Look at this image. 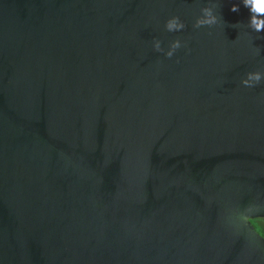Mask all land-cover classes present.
I'll list each match as a JSON object with an SVG mask.
<instances>
[{
    "label": "water",
    "instance_id": "1",
    "mask_svg": "<svg viewBox=\"0 0 264 264\" xmlns=\"http://www.w3.org/2000/svg\"><path fill=\"white\" fill-rule=\"evenodd\" d=\"M243 4L0 0V264H264V14Z\"/></svg>",
    "mask_w": 264,
    "mask_h": 264
},
{
    "label": "clouds",
    "instance_id": "2",
    "mask_svg": "<svg viewBox=\"0 0 264 264\" xmlns=\"http://www.w3.org/2000/svg\"><path fill=\"white\" fill-rule=\"evenodd\" d=\"M243 7L248 8L250 14H264V0H244ZM206 19L203 20H197L194 27H201V26H211L215 23H217V18L212 14V11L210 8H204L203 9ZM231 12H238L239 11V5H232L230 8ZM251 23L250 27H253L255 31L259 32L261 28H264V20H258L255 15L250 16ZM178 18H172L171 20L166 22V30L171 31H179L184 28L183 23H177ZM180 47V42L174 41L171 44V49L166 53L167 57H171L173 55V51ZM155 49L157 51H161V48L159 46V43L157 42L155 45ZM261 80L259 73H253L249 74L247 80L241 81V83L246 87H251L255 83H258ZM249 81H255L254 84L249 83ZM258 210V209H257ZM253 216H249L247 218L246 226L248 225L250 218ZM248 227V226H247ZM252 233V231H251ZM253 234V233H252ZM254 235V234H253ZM256 236V235H254ZM257 237V236H256ZM261 241H264V237H258Z\"/></svg>",
    "mask_w": 264,
    "mask_h": 264
},
{
    "label": "trees",
    "instance_id": "3",
    "mask_svg": "<svg viewBox=\"0 0 264 264\" xmlns=\"http://www.w3.org/2000/svg\"><path fill=\"white\" fill-rule=\"evenodd\" d=\"M253 222L260 223V224H263L264 225V219H254V220H251L250 223H251L252 226L254 224ZM260 234L262 235V237H264V232L263 231H261Z\"/></svg>",
    "mask_w": 264,
    "mask_h": 264
},
{
    "label": "flooded vegetation",
    "instance_id": "4",
    "mask_svg": "<svg viewBox=\"0 0 264 264\" xmlns=\"http://www.w3.org/2000/svg\"><path fill=\"white\" fill-rule=\"evenodd\" d=\"M256 226H257V228H258L260 231H263V232H264V225H263V224L256 223Z\"/></svg>",
    "mask_w": 264,
    "mask_h": 264
},
{
    "label": "rangeland",
    "instance_id": "5",
    "mask_svg": "<svg viewBox=\"0 0 264 264\" xmlns=\"http://www.w3.org/2000/svg\"><path fill=\"white\" fill-rule=\"evenodd\" d=\"M253 223H254L253 226H254L255 230H256L258 233H260L261 231L257 228L256 223H255V222H253Z\"/></svg>",
    "mask_w": 264,
    "mask_h": 264
}]
</instances>
